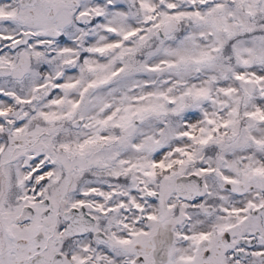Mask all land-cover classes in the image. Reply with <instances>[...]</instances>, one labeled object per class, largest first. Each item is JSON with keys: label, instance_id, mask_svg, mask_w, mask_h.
<instances>
[{"label": "snow or ice", "instance_id": "snow-or-ice-1", "mask_svg": "<svg viewBox=\"0 0 264 264\" xmlns=\"http://www.w3.org/2000/svg\"><path fill=\"white\" fill-rule=\"evenodd\" d=\"M0 264H264V0H0Z\"/></svg>", "mask_w": 264, "mask_h": 264}]
</instances>
